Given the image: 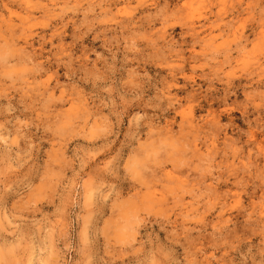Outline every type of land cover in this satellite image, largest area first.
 Wrapping results in <instances>:
<instances>
[{
    "label": "clouds",
    "instance_id": "1",
    "mask_svg": "<svg viewBox=\"0 0 264 264\" xmlns=\"http://www.w3.org/2000/svg\"><path fill=\"white\" fill-rule=\"evenodd\" d=\"M0 264H264V0H0Z\"/></svg>",
    "mask_w": 264,
    "mask_h": 264
}]
</instances>
